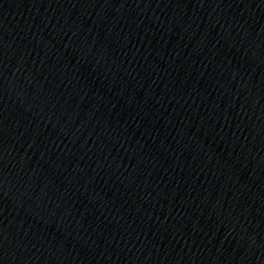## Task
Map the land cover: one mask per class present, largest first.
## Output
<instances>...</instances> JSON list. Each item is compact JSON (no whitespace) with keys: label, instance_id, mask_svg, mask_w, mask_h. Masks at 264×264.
Masks as SVG:
<instances>
[{"label":"water","instance_id":"1","mask_svg":"<svg viewBox=\"0 0 264 264\" xmlns=\"http://www.w3.org/2000/svg\"><path fill=\"white\" fill-rule=\"evenodd\" d=\"M0 264H264V0H0Z\"/></svg>","mask_w":264,"mask_h":264}]
</instances>
